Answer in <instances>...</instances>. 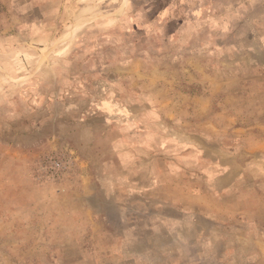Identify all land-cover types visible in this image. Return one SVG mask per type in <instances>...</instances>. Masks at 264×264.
Returning a JSON list of instances; mask_svg holds the SVG:
<instances>
[{
    "label": "rangeland",
    "instance_id": "1",
    "mask_svg": "<svg viewBox=\"0 0 264 264\" xmlns=\"http://www.w3.org/2000/svg\"><path fill=\"white\" fill-rule=\"evenodd\" d=\"M0 264H264V0H0Z\"/></svg>",
    "mask_w": 264,
    "mask_h": 264
}]
</instances>
